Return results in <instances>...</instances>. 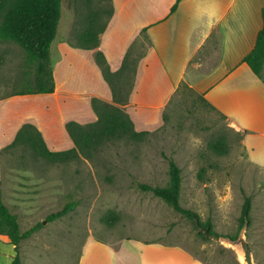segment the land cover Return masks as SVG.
<instances>
[{
	"label": "rangeland",
	"instance_id": "obj_1",
	"mask_svg": "<svg viewBox=\"0 0 264 264\" xmlns=\"http://www.w3.org/2000/svg\"><path fill=\"white\" fill-rule=\"evenodd\" d=\"M74 1L62 0L50 48L53 62L56 41L72 40ZM145 43L142 36L137 39L135 52L143 51ZM23 63L21 49L0 40V95L18 89L15 83ZM131 115L135 129L147 131L143 140L105 141L89 156L68 162L50 163L22 144L2 151L0 197L17 215L21 231L43 222L19 243L21 263L79 264L84 244L92 239L115 249L138 241L177 245L204 264H241L233 247L202 238L192 220L139 187L166 185L172 158L181 168L180 205L196 212L200 220H209L215 233L238 234L244 195L251 196L244 236L254 263L264 264V169L247 158L242 141L246 132L232 128L225 116L182 84L156 105H137ZM218 136L227 143L224 155L207 147ZM71 201L76 204L67 214L46 220ZM108 214L116 216L113 223L106 221ZM8 244L0 236V249L12 247L15 254ZM125 252L119 250V256Z\"/></svg>",
	"mask_w": 264,
	"mask_h": 264
},
{
	"label": "crops",
	"instance_id": "obj_2",
	"mask_svg": "<svg viewBox=\"0 0 264 264\" xmlns=\"http://www.w3.org/2000/svg\"><path fill=\"white\" fill-rule=\"evenodd\" d=\"M111 3L113 14L99 35L97 48H77L66 38L56 41L54 62L50 53L55 83L52 93L0 95V157L23 124L34 125L50 150L69 149L74 144L65 125L68 121H95L93 99L126 108L131 117L137 105H156L182 84L225 115L232 128L246 132L242 141L247 158L264 169V81L243 62L262 27L264 0ZM141 36L146 43L143 51L136 53L135 41ZM97 51L102 52L111 71L121 67L129 51L130 57L138 59L134 73L122 71L121 76L132 77L124 104L113 101L95 60ZM130 244L115 249L89 239L79 264H204L181 246ZM122 249L127 253L119 256ZM13 253L12 247L0 249V264H11Z\"/></svg>",
	"mask_w": 264,
	"mask_h": 264
},
{
	"label": "trees",
	"instance_id": "obj_3",
	"mask_svg": "<svg viewBox=\"0 0 264 264\" xmlns=\"http://www.w3.org/2000/svg\"><path fill=\"white\" fill-rule=\"evenodd\" d=\"M92 1L75 0L73 2L76 22L70 44L74 47L97 48L99 35L105 30L113 14L111 0H99L97 5H93ZM102 1H105V4H102ZM175 7L176 3L171 10L173 11ZM60 16L61 0H0V40L13 43L21 49L24 56L23 70L15 83L18 89L12 94L52 93L54 91L50 46L55 38ZM261 18L262 27L257 33L253 48L244 56L243 62L264 81V7L261 10ZM95 60L111 89L113 101L119 104L127 102L132 86V77L130 79L126 74H129L130 71L135 72L138 59L130 57V51L127 52L121 67L116 71L109 69L101 51L95 53ZM124 69L127 70V73L121 76ZM201 98L207 105L214 108L202 96ZM92 104L97 116L95 121L87 124L68 121L65 125L66 131L73 141V147L60 151L50 150L38 129L32 124L26 123L19 128L13 141L4 147L3 151L11 150L16 144H22L32 148L38 157L50 163L68 162L78 159L80 155L89 156V152L96 150L105 141L121 138L141 141L146 136L147 131L135 129L133 120L122 107L98 99H93ZM207 147L216 155H224L228 152L224 136L211 138ZM181 183V168L174 159L169 158L166 185L152 186L141 183L139 187L144 191L152 192L154 196L192 220L196 227L200 228V236L206 239L201 228L206 227L209 232H214L212 224L209 220H200L196 212L180 205ZM75 204L74 201L66 203L61 209L48 214L46 220L52 221L64 216L74 208ZM251 208V196L244 195L239 217V229L245 218L250 221ZM115 218V215L108 214L106 221L113 223ZM42 224V221L37 222L25 231H21L17 215L10 211L0 197V236L14 246L15 254L11 264H22L19 243L37 231ZM237 235L231 237L236 238Z\"/></svg>",
	"mask_w": 264,
	"mask_h": 264
},
{
	"label": "water",
	"instance_id": "obj_4",
	"mask_svg": "<svg viewBox=\"0 0 264 264\" xmlns=\"http://www.w3.org/2000/svg\"><path fill=\"white\" fill-rule=\"evenodd\" d=\"M248 223V218H245V221L241 226L236 238H232L229 235H221L215 232H209L208 228L206 227L201 228V231L203 232L205 237L211 238L215 241H219L225 246L233 247L241 264H255L253 261L251 250L248 246V241L244 236V231Z\"/></svg>",
	"mask_w": 264,
	"mask_h": 264
}]
</instances>
